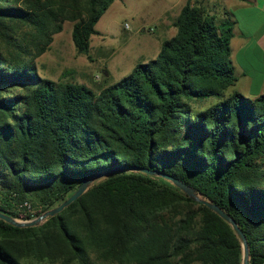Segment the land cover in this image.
Here are the masks:
<instances>
[{
    "label": "trees",
    "instance_id": "16d2710c",
    "mask_svg": "<svg viewBox=\"0 0 264 264\" xmlns=\"http://www.w3.org/2000/svg\"><path fill=\"white\" fill-rule=\"evenodd\" d=\"M114 1L0 0V213L35 218L96 179L38 226L0 219V264H242L228 223L139 169L230 215L264 264V93H229V13L187 0L156 58L98 93L38 75L65 22L87 55ZM27 200L33 216L16 211Z\"/></svg>",
    "mask_w": 264,
    "mask_h": 264
},
{
    "label": "rangeland",
    "instance_id": "374dc122",
    "mask_svg": "<svg viewBox=\"0 0 264 264\" xmlns=\"http://www.w3.org/2000/svg\"><path fill=\"white\" fill-rule=\"evenodd\" d=\"M176 2L181 0H115L96 24L99 34L91 37L87 55L76 52L71 38L73 23L65 22L48 50L33 61L38 75L83 84L98 93L126 77L138 63L156 58L161 43L176 33L172 23L185 1L180 5ZM206 4H215L220 20L222 0Z\"/></svg>",
    "mask_w": 264,
    "mask_h": 264
},
{
    "label": "crops",
    "instance_id": "0c3cea01",
    "mask_svg": "<svg viewBox=\"0 0 264 264\" xmlns=\"http://www.w3.org/2000/svg\"><path fill=\"white\" fill-rule=\"evenodd\" d=\"M182 1L187 2L181 0L176 2V5H180ZM207 1L193 2L204 6L216 16L219 12L215 10L216 2L213 1L215 4L209 7L206 6ZM222 3L220 19L224 17V13H229L234 22L230 59L236 83L229 93L238 92L247 98L255 99L264 93V0H222Z\"/></svg>",
    "mask_w": 264,
    "mask_h": 264
},
{
    "label": "water",
    "instance_id": "95a60500",
    "mask_svg": "<svg viewBox=\"0 0 264 264\" xmlns=\"http://www.w3.org/2000/svg\"><path fill=\"white\" fill-rule=\"evenodd\" d=\"M140 171L154 176V177H160L162 179H165L166 181L170 182L172 185L180 189L185 195H187L190 199H192L194 202L202 204L212 210L214 213H216L220 218H222L226 223H228L233 231L235 232L237 238L239 239V242L242 247V264H249V248L247 240L238 227L235 220L228 214H226L224 211H222L218 206L204 200L201 196H199L191 187L188 185L182 183L178 179L161 174L158 172L149 171L147 169H139ZM96 179L91 178L87 179L84 182L80 184L76 192L71 195L67 200H65L63 203L58 205L57 207L42 213L41 215L32 218V219H24V218H14L11 216H8L6 214L0 213V219L8 223L9 225H12L17 228H28V227H35L40 224H42L45 220H47L49 217L55 216L59 213H61L65 208H67L69 205H71L73 202H75L89 187L91 184L94 183Z\"/></svg>",
    "mask_w": 264,
    "mask_h": 264
},
{
    "label": "built area",
    "instance_id": "2783aa9c",
    "mask_svg": "<svg viewBox=\"0 0 264 264\" xmlns=\"http://www.w3.org/2000/svg\"><path fill=\"white\" fill-rule=\"evenodd\" d=\"M126 28H128V25H126ZM15 208H16V211L18 213H22L24 215L29 214V215L33 216L34 213H35V211L33 210L32 206H31V204L28 201H23V202L17 204L15 206ZM21 218H23V217H21Z\"/></svg>",
    "mask_w": 264,
    "mask_h": 264
}]
</instances>
